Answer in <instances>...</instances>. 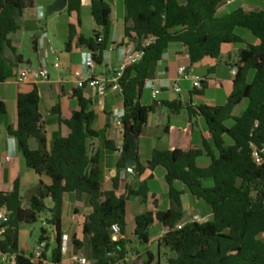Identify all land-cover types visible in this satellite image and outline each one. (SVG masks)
<instances>
[{"label":"trees","instance_id":"obj_1","mask_svg":"<svg viewBox=\"0 0 264 264\" xmlns=\"http://www.w3.org/2000/svg\"><path fill=\"white\" fill-rule=\"evenodd\" d=\"M67 1V13L80 12L82 0ZM224 1L123 0L125 37L142 57L127 68L119 81L125 115L121 128L123 152L118 165L126 167L135 162L140 174L163 168L174 203L167 211H158L154 206L136 216V249L143 250V256L133 264H162L148 248L150 230L156 222L167 230L158 247L174 255L167 264H264V11L238 8L221 14ZM33 4V0H0V84L6 81L7 50L15 58L13 65L23 63L10 36L20 30L19 19ZM90 13L97 30L92 37L79 36L77 43L91 53L95 66H102L105 53L113 45L111 7L105 0H91ZM238 29L246 30L254 43L239 35ZM74 38L70 26L67 47ZM149 38L155 41L145 47ZM174 43L186 48L191 65L207 57L219 59L223 46L242 45L237 61L239 72L233 91L222 106H185L189 120L201 116L206 123L210 141L205 140L202 149L154 151L150 162L143 166L139 163L138 138L155 108L141 105L139 99L146 81L154 78L159 62ZM244 101L247 106L239 116H234L235 109ZM39 103L36 88L31 93L19 94L17 127H8L7 134L16 140L27 168L47 176L51 184L42 186L27 208H22L19 181L11 192H0V207L9 218L0 225V253L13 256L14 264H33L31 258L20 253L19 231L22 225L36 224L48 212L55 241L53 263L61 264L63 200L66 194L77 193L86 194L93 209L83 225L89 262L128 264L131 242L125 238L115 241L111 228L118 225L120 236L125 234L128 198L139 196L146 203L148 188L130 189L127 196H119L115 182L112 191H102L100 157L89 153L88 144L99 136L93 129L96 115L82 100L80 110L69 118L55 110L68 135L55 138L48 150ZM170 108L179 113L183 106L173 103ZM6 113V105L0 101V115ZM33 139L38 142L37 150L30 149ZM255 153L261 157L260 163L255 161ZM204 156L209 160L205 167L199 165ZM177 183L193 198L204 202L212 214L209 220L184 222V191L176 188ZM39 241H48L45 229L41 230ZM73 243L76 250H82L85 242Z\"/></svg>","mask_w":264,"mask_h":264},{"label":"crops","instance_id":"obj_2","mask_svg":"<svg viewBox=\"0 0 264 264\" xmlns=\"http://www.w3.org/2000/svg\"><path fill=\"white\" fill-rule=\"evenodd\" d=\"M56 1L49 0L46 8H49ZM105 1L111 7L110 20L113 28V45L105 53L103 65L96 66L95 76L112 78L119 67L124 51L134 46L125 37L124 33L126 9L123 0ZM33 3V7L24 10L19 19L20 30L10 36L12 46L17 49V54L22 56L23 63L13 65L14 56L9 50L5 52L7 60L6 81L0 84V101L5 103L7 113L0 115V160H4L6 157H10L11 160L0 170V192H11L15 182L19 181L20 193L23 198L34 187L39 185L41 187L50 186L51 184V180L47 176H39L27 168L17 149L16 140L7 134L8 127H17L18 95L31 93L35 88L38 90L40 95L39 111L43 117L48 150H51L55 138H63L68 135V129L59 122L55 110L59 109L64 117L69 118L73 112L80 110V101L82 100L85 106L89 107L96 115L93 129L99 136L90 140L88 144L89 153L91 155L98 154L100 157L102 191H112L115 182L118 184L117 194L119 196H127L130 189L138 190L144 186L148 188L146 203L139 196L128 198L125 234L119 237L131 242L126 261L128 264H133L138 259L137 257H130V247L136 243L134 237L136 216L153 210L154 206L158 211H167L174 207V203L169 197L170 189L166 181V172L163 168L158 167L154 171L147 170L140 174L136 169V163L132 166L130 162L126 167H119L118 163L123 152V134L121 128L116 124V116L117 113L124 110V99L121 90L98 91L88 86L83 89L77 87L74 72L81 71L85 76H88L84 63L89 55L87 48L79 47L77 39L79 36L92 37L97 30L90 13L91 0H82L79 13L72 12L69 14L64 10L61 13H66L67 18L51 22L48 25L51 28H42L41 31H38V34L34 33V24L38 25L44 21L45 5L39 0H33ZM87 5L89 6V14L83 15L82 10ZM70 26L73 28L75 38L71 45L67 47ZM27 34H29L28 37ZM53 35L59 38L64 50L55 48ZM26 37L32 42V52L38 56L36 63L31 59L26 61L23 55L19 53ZM227 46L222 47V54L219 59L207 57L201 62L191 65L185 47L178 43L170 45L157 66L154 78L151 79L161 87V94L153 99L151 89L145 86L139 99L140 104L147 107L154 106V101H162L164 104L163 112L165 113L163 122L158 123L154 109V113L150 115L147 124L139 135V163L141 165L146 166L150 162L154 151L181 150L188 152L194 149H202L203 142L205 140L210 141L204 119L201 116H196L189 120L185 106L190 105L193 108L200 105L218 107L227 101L233 91V82L236 76L234 69L237 67L238 61V56L235 58L232 55L231 49L233 46L231 45V48ZM57 62L59 63L58 68L54 66ZM44 67L49 71V79L46 81L41 80L39 77V73ZM182 67L186 68L190 74L202 78L203 86L206 85L205 89L211 87L214 90L223 91L225 102L218 105L216 97L206 99L203 87L200 94H193V92L201 90H194L191 81L179 74V68ZM23 72L27 73V80L19 84L17 79ZM175 84L181 88V93L174 91ZM183 85L187 88L189 98L184 96ZM173 103L182 105L183 109L179 113H175L170 108ZM29 146L31 150H37L38 142L33 139L29 142ZM208 164L209 160L205 156L199 160L200 166L205 167ZM127 168H132L134 173H128ZM176 188L184 191L183 196L188 195L182 184L177 183ZM181 201L185 212L184 222L193 221L195 217L201 219L205 213L208 216L212 215L209 209L202 206L201 200L192 197L189 212L184 209L183 197ZM50 206L51 204H49ZM199 210H203V214H200ZM92 212L93 209L88 203L86 194L69 193L64 196L62 234L68 240V247L66 253H63L61 264H77L75 258L79 257L87 259L88 254L86 251H89V245L83 234V225ZM39 221L41 225L37 230L34 228H31V230L25 227L20 228V253L32 258L39 249L41 230L45 229L48 247L43 252L42 259L32 263L54 264L55 241L50 227V214L48 212L42 214ZM38 231L39 234L36 235ZM166 232L167 230L160 223L156 222L152 225L150 230L151 240L148 247L151 252V248L155 244L158 247L159 239ZM29 238L32 244H30L28 250ZM74 240L85 242L82 250H76ZM162 249L164 248L158 247V253L153 252L159 259ZM87 261L90 264L88 259ZM0 264H14L13 256L1 254Z\"/></svg>","mask_w":264,"mask_h":264},{"label":"built area","instance_id":"obj_3","mask_svg":"<svg viewBox=\"0 0 264 264\" xmlns=\"http://www.w3.org/2000/svg\"><path fill=\"white\" fill-rule=\"evenodd\" d=\"M235 2V0H225L224 3L221 5L220 10L225 8L226 6H230ZM155 41L154 38H149L147 41H145L144 46L148 47L151 43ZM142 57L141 52H136L134 47L128 48L127 50L124 51L122 59L120 60V64L116 72L114 73L112 78H107V77H96L95 76V64L92 60V55L89 53L84 65L85 68L87 69L88 76H85L81 71H75L74 72V79L77 84V87L80 89L85 88L86 86L91 87L95 90L98 91H107V90H121L119 86V81L123 77L125 71L127 68L131 65H134L139 62V60ZM56 68L59 67V63L57 62L54 65ZM179 74L183 76L185 79H188L192 83V88L194 90H201L203 87V80L199 76L192 75L189 72H187V69L182 67L179 68ZM39 77L41 80L46 81L49 79V71L47 68H42ZM27 80V73L23 72L20 74V76L17 79V82L19 84L24 83ZM145 86L149 87L152 92V97L153 99H156L160 94H161V87L156 84L153 80H147L145 83ZM174 91L176 93H181V88L175 84L173 87ZM125 115V111H121L117 113L116 116V124L119 128H122V119ZM10 157H6L4 160H0V170H2L9 162H10ZM255 161L257 163L261 162V157L259 156L258 153H255ZM127 172L132 174L134 173L132 168H127ZM9 221V218L6 214V211L4 208L0 207V225L5 224ZM193 221H200L198 217H195ZM182 227L178 226L180 229ZM111 231L113 233V239L116 241L120 237V228L118 225H113L111 228ZM47 247L46 242H40L39 243V249L38 251L35 252L34 256L31 258L32 262L41 260L43 257V252L45 251ZM68 247V240L67 238L63 237V244H62V251L63 253H66ZM0 258H1V253H0ZM77 264H88V261L86 258L79 257L75 258ZM123 264V263H121Z\"/></svg>","mask_w":264,"mask_h":264},{"label":"rangeland","instance_id":"obj_4","mask_svg":"<svg viewBox=\"0 0 264 264\" xmlns=\"http://www.w3.org/2000/svg\"><path fill=\"white\" fill-rule=\"evenodd\" d=\"M39 2H41L42 4L45 5V10H44V14H45V19L43 22H41L40 24H34V28H35V32L34 33H37L38 34V31H41L42 28H51L50 26H48L51 22L53 21H60L64 18H67L66 16V13H57V14H54L52 16H49L48 13H47V10L48 8H46V5L48 4L49 0H39ZM238 8H242L244 9L245 11L247 12H250V11H264V3L260 2V1H257V0H235V2L230 5V6H226L225 8L221 9L220 12L221 14H226V13H229L235 9H238ZM82 14L83 15H88L89 14V6H85L82 10ZM238 34L243 36L244 38H246V40L250 43H254L253 41V38L249 35V33L246 31V30H243V29H238L237 30ZM51 33H54V32H51ZM55 34V33H54ZM29 34H27V37H28ZM26 37V41L25 43L23 44V46L20 48L19 50V53L21 55H23L24 59L27 61L29 59H31L33 62L36 63L37 61V58L38 56L36 55V53H33L32 52V48H33V45H32V42L30 41L29 38ZM53 39H55V48L56 49H61V50H64V46H62V44L60 43L59 41V38L56 37V35H53ZM231 45H228L227 47L231 48L232 46V55L237 58L238 54H239V50H242V45H239V44H234L230 47ZM34 54V55H33ZM33 55V57H32ZM183 89H184V96L189 98L188 97V93H187V88L185 87V85H183ZM205 97L206 99H210V98H215L217 99V103L218 105H222L225 100H224V97H223V91L219 90H214L213 88H207L205 89ZM148 94V91L146 92ZM247 101H244L240 106H238L233 115L234 116H239L242 111L245 109V107L247 106ZM164 172V171H162ZM188 195L186 196H183V205H184V209L187 210L188 212L190 211V201H191V195L189 193H187ZM201 204L202 206H204V208H207L209 209L203 201H201ZM201 209V208H199ZM210 210V209H209ZM199 213L200 214H203V210H199ZM211 218V216H208L207 213H205L204 216L201 217L200 221H206V220H209ZM41 225V222H37L36 224H33V225H22V227H25V228H28V230H31V228H34L37 230V228H39V226ZM39 234V231L37 232L36 235ZM29 237V236H28ZM31 243V240L29 238V245H28V250H29V246H30ZM152 252H154L155 254H157L158 252V247L157 245L155 244L152 248H151ZM29 253V252H28ZM87 254H89L90 252L89 251H86ZM130 253H131V256L130 257H137L138 259L140 257L143 256V250H140L138 251L136 249V243L134 245H132L130 247ZM174 256L169 250L167 249H162L160 251V259L161 260V263L162 264H167V261L170 257ZM91 264V262H90Z\"/></svg>","mask_w":264,"mask_h":264},{"label":"water","instance_id":"obj_5","mask_svg":"<svg viewBox=\"0 0 264 264\" xmlns=\"http://www.w3.org/2000/svg\"><path fill=\"white\" fill-rule=\"evenodd\" d=\"M68 6V1L67 0H57L54 2L47 10V13L49 16H52L57 13H61L64 10H66ZM242 53V50H239V54ZM239 72L238 67L234 69V74L237 75ZM153 105L155 107V114L157 117L158 123H162L164 118H165V113L163 112L164 110V104L162 101H154ZM135 162H130V165H134ZM41 189V186H36L33 189L29 190L22 198V208H27L29 204L31 203L32 199L34 196L37 194V192Z\"/></svg>","mask_w":264,"mask_h":264}]
</instances>
